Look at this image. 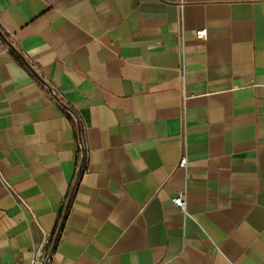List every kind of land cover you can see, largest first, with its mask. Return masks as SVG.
I'll list each match as a JSON object with an SVG mask.
<instances>
[{"label": "crops", "instance_id": "obj_1", "mask_svg": "<svg viewBox=\"0 0 264 264\" xmlns=\"http://www.w3.org/2000/svg\"><path fill=\"white\" fill-rule=\"evenodd\" d=\"M45 234L48 264H264V0H0V264Z\"/></svg>", "mask_w": 264, "mask_h": 264}, {"label": "built area", "instance_id": "obj_2", "mask_svg": "<svg viewBox=\"0 0 264 264\" xmlns=\"http://www.w3.org/2000/svg\"><path fill=\"white\" fill-rule=\"evenodd\" d=\"M207 36V29L200 28L196 31V38L198 40H204ZM63 103V101H62ZM66 105L65 103H63ZM188 164V159L186 156H183L180 160V166L186 167ZM21 199V197H20ZM171 203L177 207L179 210L186 212L187 209V200L185 193L183 191L178 192L176 195L171 197ZM51 238L48 234H45V238L40 247L36 250L31 264H48V255L50 251Z\"/></svg>", "mask_w": 264, "mask_h": 264}, {"label": "water", "instance_id": "obj_3", "mask_svg": "<svg viewBox=\"0 0 264 264\" xmlns=\"http://www.w3.org/2000/svg\"><path fill=\"white\" fill-rule=\"evenodd\" d=\"M1 35H2V37H4L3 34H1ZM4 39H6V38L4 37ZM8 43H9V42H8ZM9 44H10V43H9ZM14 50H15L17 53H19L18 50H16L15 48H14ZM19 54H20V53H19ZM65 107L68 108L67 105H65ZM69 204H70V202L68 203V206H69ZM68 206H67V209H68ZM67 209H66V211H67ZM66 214H67V213L64 214L63 221H62V224H61V226H60V229H61V227L63 226V223H64V220H65ZM58 234H59V233H58ZM58 234H57V236H56V240H55L54 246H55L56 241H57V239H58ZM48 261H49V259H48Z\"/></svg>", "mask_w": 264, "mask_h": 264}]
</instances>
